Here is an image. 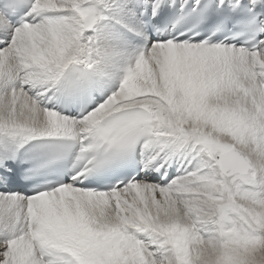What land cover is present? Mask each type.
Wrapping results in <instances>:
<instances>
[{
  "label": "snow or ice",
  "instance_id": "1",
  "mask_svg": "<svg viewBox=\"0 0 264 264\" xmlns=\"http://www.w3.org/2000/svg\"><path fill=\"white\" fill-rule=\"evenodd\" d=\"M0 264H264V0H0Z\"/></svg>",
  "mask_w": 264,
  "mask_h": 264
}]
</instances>
